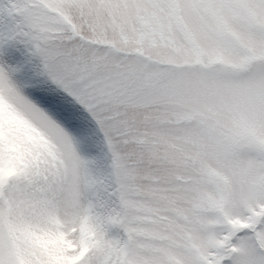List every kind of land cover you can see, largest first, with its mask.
<instances>
[{"label": "snow or ice", "instance_id": "6c2138e0", "mask_svg": "<svg viewBox=\"0 0 264 264\" xmlns=\"http://www.w3.org/2000/svg\"><path fill=\"white\" fill-rule=\"evenodd\" d=\"M0 264H264V0H0Z\"/></svg>", "mask_w": 264, "mask_h": 264}]
</instances>
